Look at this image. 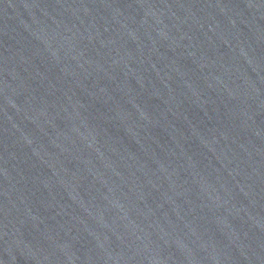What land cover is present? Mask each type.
Here are the masks:
<instances>
[{
  "label": "water",
  "instance_id": "95a60500",
  "mask_svg": "<svg viewBox=\"0 0 264 264\" xmlns=\"http://www.w3.org/2000/svg\"><path fill=\"white\" fill-rule=\"evenodd\" d=\"M0 264H264V0H0Z\"/></svg>",
  "mask_w": 264,
  "mask_h": 264
}]
</instances>
